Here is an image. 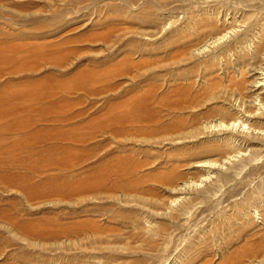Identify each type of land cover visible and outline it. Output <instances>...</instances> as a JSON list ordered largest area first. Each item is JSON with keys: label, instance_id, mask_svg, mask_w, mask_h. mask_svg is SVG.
I'll return each mask as SVG.
<instances>
[{"label": "rangeland", "instance_id": "rangeland-1", "mask_svg": "<svg viewBox=\"0 0 264 264\" xmlns=\"http://www.w3.org/2000/svg\"><path fill=\"white\" fill-rule=\"evenodd\" d=\"M128 1L0 0V264H171L173 257L175 264H227L246 250H264V135L251 141L259 151L240 143L242 155L214 169L202 183L212 192L182 194L195 201L177 222L114 199H90L83 190L136 183L137 191L165 200L172 194L164 174L197 180L204 170L191 161L216 136L170 146L146 138L162 136L170 118H211L228 105L199 101L167 114L186 88L197 101L215 80L240 78L238 69L212 66L234 41L172 62L208 34L264 22V0ZM220 175L229 180L215 179ZM150 226L154 236L145 231ZM101 231L129 238L103 241L95 234Z\"/></svg>", "mask_w": 264, "mask_h": 264}, {"label": "bare ground", "instance_id": "bare-ground-1", "mask_svg": "<svg viewBox=\"0 0 264 264\" xmlns=\"http://www.w3.org/2000/svg\"><path fill=\"white\" fill-rule=\"evenodd\" d=\"M126 1H128V0H126ZM178 1L181 2V1H187V0H178ZM198 1H200V0H198ZM237 1L242 3V2H250L253 0H237ZM263 8H264V5H263ZM261 20L262 19H256V20H254V23H252L253 21H251V20L243 21V23H241V24H238L239 23L238 22L237 23L238 25H236V26L231 25L223 33L218 34L216 32V33H214V35L208 34V36L206 35V37H204L203 39L200 38V39H202V40H200L202 42L199 44L200 41L198 40L199 42H197V45L194 44L196 46L193 47L192 49L188 50V52L181 51V52L177 53L178 56L181 55L179 57L180 59L178 58V60L176 59L172 62L173 64H176V63L180 64V63L188 62L189 60L194 59L197 56H199V54L201 55V53L204 51H208V50L219 51V49L221 47L226 45L224 43L227 40L233 39L232 41H234L230 44H227L225 46V48L221 49L217 55L213 56L214 60H216L217 62L212 63V66L214 67L217 64L218 65L217 69H219V70L221 69L222 73L224 72L225 66L226 67L231 66L233 68V71H234V68H235V71L238 69V75H240V78L238 79V78L234 77L235 78L234 79L232 76H230L233 79L229 78L227 85H220L219 81L215 80L214 82H212V84L210 86V93H208V94L206 93L204 97H200V100L198 99L197 101H196L197 95L191 96L188 93L189 92L188 88H186V90L184 92L185 98H184V96H183V98H180V97L177 98L179 95L176 96L175 97L176 100L172 103V105L170 106V104H169V106L167 107V114L171 115L170 112H172V114L181 113L182 110H184V109L186 110V108L193 109L202 101L209 103L210 100H213V102L216 100H220V101L222 100L223 102H225V101L228 102V105L226 106V104L225 105L223 104L226 107L223 106L221 108H216V112H219V113H217L218 116L214 115V117H211V118L210 117L209 118L207 117L204 119L189 118L190 121H187L184 118L182 119L179 116H176V119L173 118V120H171V118H170V120H168L167 123L164 124V134L162 136H160L158 138H153V137L146 138L148 140H152L153 142L160 143V144L162 143L165 145H167V144L169 145V143L170 144L181 143V145H182L183 144L182 142H191L192 141V143H193V142L199 140L200 137H203V135L216 136L215 138L213 137L214 139H212L214 143L211 144V146L208 149H204V148H203L204 150L200 149L202 154L199 153V154H197V156L194 155V158L192 159L193 161H191L192 163L190 162L194 167H197V169L200 168V169L204 170V173L201 172V174H199V176H198L199 178L197 180H190V178H183L179 181H177V180L180 179L181 177L176 175V173H178L176 171H175L176 173L173 172V173L164 174L165 178L163 177V179L165 181L163 179H161V181L162 180L164 181L163 183L166 185V186L164 185L165 188H167L168 191L172 194L171 198L168 197V199H165V200L162 198H157V197L154 198V196L151 197L150 195L148 197V195L143 193L144 191H141V189H139L140 191H137L136 189H138V188H135V186H136L135 182H134L135 183L134 186H132L131 183L127 184V185L120 186V187H118V185H117L118 188H113V189H115L114 192L110 189L108 191H106L102 187L98 188L97 185H96V188H94L95 185H89L88 186V185L84 184L83 190H86V193L88 192L90 194V196L88 195V197L90 199H100V198L101 199L102 198H105V199L110 198L111 200L114 199L118 202H123V203L128 204V205H134V206L136 205L137 208L139 207V209L141 208V210H147L148 212H151L152 214H155L156 216H159V214L169 216L172 220L175 221L176 219L180 218L182 215H185L194 206L195 197L191 198V197H187L186 195L183 196L182 194L189 193V190L192 188H195V190H198L199 192H201V194L199 193V195L202 197H204L203 193L212 192V190L206 188V186L203 187L202 183L203 182L205 183L206 180H208L210 178H211V180L214 178L213 173H214V171H215L214 169L216 167L218 168V166H219V168H221L227 162L232 161L235 157L238 158L239 155H242L240 148H238L240 143H243V142H244V144L247 143V145H244L245 150H247L249 148V152L251 154H253L256 151H259L258 147H257V149H254V147L252 148L253 145L251 146V141L253 143L254 139H256L257 137L259 138L260 135L261 136L264 135V128L261 127L263 124L260 123V119H264V22L261 23L260 22ZM192 22H193V18H191L188 21V24H191ZM193 24L194 23H192V25ZM187 28H189V27H187ZM145 33H148V32H144V34ZM190 45H193V44H190ZM189 48H190V46H189ZM213 58H211V59L213 60ZM211 59H209V60L211 61ZM221 59L224 61L223 64H222V62L220 64ZM214 60L211 62H214ZM210 61H209V63H210ZM201 65H203V64L201 63ZM217 65H216V67H217ZM203 67H204V65H203ZM213 67H212V69H213ZM192 68H196V67L193 66L190 69H192ZM217 69H215V70H217ZM225 70L227 73V69H225ZM216 72H215V74H216ZM200 73H202V72H200ZM196 75H198V74H196ZM211 75H213V73H211ZM246 76L251 78L250 81L247 82V84H245L246 83V79H245ZM182 78H184V77H182ZM195 78H196V76H195ZM190 86L191 85H189V87ZM205 86H207V84ZM181 91L183 92L184 90L181 88ZM202 98H204V99H202ZM194 100L196 101L195 103H194ZM167 102H169V101H167ZM192 103H194V104H192ZM200 105H202V104H200ZM208 109H209V107H208ZM214 112H215V109H214ZM213 113H211V114H213ZM209 114L207 113V115H209ZM193 116H195V115H193ZM252 119L255 120V121H253V123H251ZM262 122H264V121H262ZM223 133L226 136V137L224 136L225 138L221 137L222 136L221 134H223ZM243 137H244V139H242ZM127 139H128V136H127ZM212 140H210V141H212ZM258 140L260 141V139H258ZM207 141H205V142H207ZM237 143H238V145H237ZM193 144H195V143H193ZM197 144H198V142H197ZM197 147H199V145ZM182 148L184 149V147H182ZM115 149H117V148H115ZM173 151H172V153H173ZM182 151L185 154L184 150H182ZM216 151L220 152V154H218V153H216V154H218L221 158L220 157L217 159L216 158H214V159L207 158L209 153L216 152ZM108 152H109V150H108ZM180 153H179V155H180ZM176 154H177V152H176ZM167 155H170V153ZM173 155H174V153H173ZM215 155H213V156H215ZM170 157H173V156H170ZM190 157L191 156L189 155V158ZM210 157H211V155H210ZM187 158H188V156H187ZM175 159L179 160V157L178 158L175 157ZM184 159H181V160H184V161L188 160V159H186V157H184ZM190 160L191 159H189V161ZM174 162H176V161H174ZM175 165L176 164H174V166ZM225 168H228V166ZM212 176H213V178H212ZM215 179H218L219 181L225 180L226 182L229 180V178L225 175L224 176L220 175V178H216V176H215ZM215 181H217V180H215ZM163 183H161V184L163 185ZM199 185H201L202 187H200ZM198 186L200 188H196ZM148 194H149V192H148ZM257 197H259V196H257ZM257 197H255V198H257ZM202 199L204 200L206 198H202ZM87 200H88V198H87ZM255 200H257V199H255ZM247 201H248V199H247ZM134 208H136V207H134ZM254 213H256V211H254ZM175 222H177V221H175ZM155 230L156 229H154L153 226H150L145 231L147 234L152 233L154 236ZM109 231H110V229H109ZM93 232H94V230H93ZM155 232L157 233V231H155ZM95 234L98 236V238L100 240L102 239L103 241L104 240L106 241L108 237H111L112 241H114L118 236H121V237H119V240H122V241L128 240V238H129L126 236L123 237L122 233H119L116 231H115V233H112V234H104L102 231L95 233ZM147 236L148 235H146L145 237H147ZM149 236H151V235H149ZM120 238H122V239H120ZM68 242H72V241L68 240ZM73 243L74 242H72L71 245ZM125 243H126V241H125ZM125 243H123V245ZM74 244H77V243H74ZM59 246H60V244H59ZM250 252H251V254H250ZM252 255L254 256L253 258H252ZM247 257H248V259H247ZM173 258L174 259H173L171 264H175L176 258L175 257H173ZM227 264H264V250H260V251H256V252L246 250V251H244V253L242 252L240 258H233L232 257L231 259H229Z\"/></svg>", "mask_w": 264, "mask_h": 264}]
</instances>
